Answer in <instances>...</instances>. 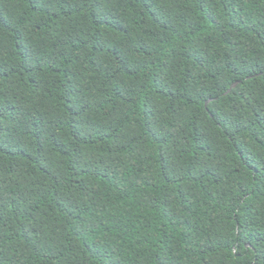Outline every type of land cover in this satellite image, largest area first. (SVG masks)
<instances>
[{
  "label": "trees",
  "instance_id": "1",
  "mask_svg": "<svg viewBox=\"0 0 264 264\" xmlns=\"http://www.w3.org/2000/svg\"><path fill=\"white\" fill-rule=\"evenodd\" d=\"M0 264H264V0H0Z\"/></svg>",
  "mask_w": 264,
  "mask_h": 264
},
{
  "label": "water",
  "instance_id": "2",
  "mask_svg": "<svg viewBox=\"0 0 264 264\" xmlns=\"http://www.w3.org/2000/svg\"><path fill=\"white\" fill-rule=\"evenodd\" d=\"M235 85H236V83H233V84L230 86V88L227 90L226 93H228V92L230 91V89L233 88Z\"/></svg>",
  "mask_w": 264,
  "mask_h": 264
}]
</instances>
